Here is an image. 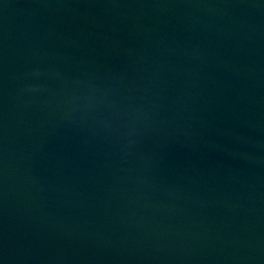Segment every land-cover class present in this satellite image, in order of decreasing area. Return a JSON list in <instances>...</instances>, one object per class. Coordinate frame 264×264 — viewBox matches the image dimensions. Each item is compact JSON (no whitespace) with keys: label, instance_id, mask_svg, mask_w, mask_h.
<instances>
[{"label":"water","instance_id":"1","mask_svg":"<svg viewBox=\"0 0 264 264\" xmlns=\"http://www.w3.org/2000/svg\"><path fill=\"white\" fill-rule=\"evenodd\" d=\"M0 264H264V0H0Z\"/></svg>","mask_w":264,"mask_h":264}]
</instances>
